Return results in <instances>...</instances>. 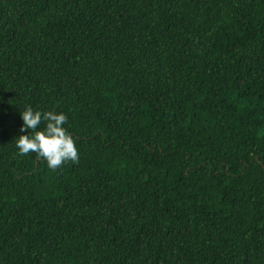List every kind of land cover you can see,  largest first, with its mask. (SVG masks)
<instances>
[{
	"label": "trees",
	"instance_id": "1",
	"mask_svg": "<svg viewBox=\"0 0 264 264\" xmlns=\"http://www.w3.org/2000/svg\"><path fill=\"white\" fill-rule=\"evenodd\" d=\"M0 264H264V0H0Z\"/></svg>",
	"mask_w": 264,
	"mask_h": 264
},
{
	"label": "clouds",
	"instance_id": "2",
	"mask_svg": "<svg viewBox=\"0 0 264 264\" xmlns=\"http://www.w3.org/2000/svg\"><path fill=\"white\" fill-rule=\"evenodd\" d=\"M19 114L22 120L20 131L23 133L27 129L34 130L31 134L27 132L15 138V147L20 154L34 152L38 158L46 161L50 169L58 168L65 161L78 159L73 137L63 127L67 120L63 112L34 111L31 106H25ZM41 121H44L46 126L38 129Z\"/></svg>",
	"mask_w": 264,
	"mask_h": 264
}]
</instances>
